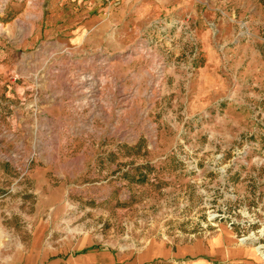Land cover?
<instances>
[{
	"label": "rangeland",
	"instance_id": "obj_1",
	"mask_svg": "<svg viewBox=\"0 0 264 264\" xmlns=\"http://www.w3.org/2000/svg\"><path fill=\"white\" fill-rule=\"evenodd\" d=\"M220 232L264 264V0H0V264Z\"/></svg>",
	"mask_w": 264,
	"mask_h": 264
},
{
	"label": "crops",
	"instance_id": "obj_2",
	"mask_svg": "<svg viewBox=\"0 0 264 264\" xmlns=\"http://www.w3.org/2000/svg\"><path fill=\"white\" fill-rule=\"evenodd\" d=\"M233 236L220 232L174 246L165 241L150 242L132 253H115L108 248L89 247L86 237L79 239L72 253L57 256L48 264H242L243 249Z\"/></svg>",
	"mask_w": 264,
	"mask_h": 264
},
{
	"label": "built area",
	"instance_id": "obj_3",
	"mask_svg": "<svg viewBox=\"0 0 264 264\" xmlns=\"http://www.w3.org/2000/svg\"><path fill=\"white\" fill-rule=\"evenodd\" d=\"M106 1H110V0H106ZM180 264H185L184 262H181Z\"/></svg>",
	"mask_w": 264,
	"mask_h": 264
}]
</instances>
